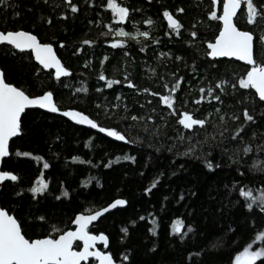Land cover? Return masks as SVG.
I'll return each instance as SVG.
<instances>
[{"label":"trees","instance_id":"1","mask_svg":"<svg viewBox=\"0 0 264 264\" xmlns=\"http://www.w3.org/2000/svg\"><path fill=\"white\" fill-rule=\"evenodd\" d=\"M104 2L106 0H95V3L89 6L86 0H79L81 12L74 20L70 18L63 21L56 18L58 10L55 6L60 3V0H48L47 3L44 0H9L10 7L5 9L0 6V28L24 27L37 32L43 42H53L62 61L72 69V75L63 78V83L57 82L49 77L48 70L36 72V68L40 66L34 58H29L27 55L23 57L8 55L2 49H0V66L6 71L8 82L15 83L31 94H39L41 88L54 87L55 98L61 107H77L105 126L118 127V130L126 132L130 139H137L138 142L126 144L115 141L90 128L75 124L61 115L43 110L41 115L30 112L25 117V131L19 137L12 139L10 144L12 155L3 160L2 168L17 171L23 178L22 186L27 187L39 174L41 165L37 164L33 158L16 156V150L44 155L52 165L49 170H45V178L51 180L50 188L58 195L56 191L59 187L58 180L63 179L65 185L70 186L71 195L68 198L62 197L59 201L49 197L47 201L41 200V204L33 203L31 207L40 209L37 214L48 213L53 217L52 222L61 227L72 226L69 217L73 216L74 210H80L81 206L83 208L102 207L116 198H126L128 204L125 207H118L107 213L92 226L94 231L99 229L109 235V251L115 254L117 260L122 261L120 253L130 250L132 264H230L235 253L242 250L244 246L248 244H252L253 248L264 246V242L255 238L260 231H264V214L259 213L258 209L249 213L247 209L236 204L237 194L225 199L224 185L228 184L230 187L233 179H240L238 174L231 170L235 168V165L229 166L225 157L224 166L212 173L204 168L201 160L177 156L173 166L172 154L167 152V147L172 145L169 137H175L174 130L177 125L174 118L167 115L166 106L158 103L160 98L143 93L138 94L126 83L113 85L109 89L105 87L106 82L99 79L101 71L108 78L117 80H123L124 73L127 72L137 86L151 87L154 91H159L161 86L156 82L157 77L150 69H156L158 75H163L166 80L171 81L170 73L179 66V75H185L194 86L190 89L187 79L184 82L185 90L181 96L189 99V103L183 107L193 111L197 116L212 113L209 117V125L196 138L202 139L205 134L210 136L214 131H222L223 129L216 125L217 114L212 107L216 104L215 101L205 102L199 106L191 104V99L198 94V88L206 81H199L195 73L189 72L183 66V63L191 66L192 60L195 59L197 64L201 65V75H205L213 83L218 78L233 80V74H241L244 70V63L235 59L219 58L217 62L204 55L206 51L204 41L214 38L217 25V22L209 21L206 16L210 0H159V3L156 0L151 2L122 0L126 5L143 9L142 12L133 14L135 20L147 17L154 20L151 28L142 23L134 27L131 21H126L124 25L126 31L132 32L136 28L147 29L151 32L153 39L160 41L157 45L152 43L151 39L138 37L129 39L128 44L122 49L120 46L113 47L105 43L107 40L121 37L111 33L107 36L103 35L108 31L103 25L111 20L110 10L100 6ZM161 5L171 9L178 6L185 8V13L177 14L185 25L182 30L183 38L164 35L167 24L159 15ZM15 11H19L21 15L14 17ZM49 14L53 15V26L44 25L38 18L40 15ZM89 20L93 21L91 25L88 23ZM97 20L101 23H95ZM33 23L36 25L35 28ZM111 23L113 26H120L115 21ZM193 23L196 24L195 30L199 35L195 38L194 45H188L185 41L190 39L189 30ZM238 23L241 27H251L245 24L243 16H240ZM257 35H259L258 30ZM61 39L65 41L64 47H60L58 43ZM84 39H92L96 43L92 46H83L81 52L73 55L75 49L81 47ZM144 45H147V48L141 52L140 48ZM161 51L179 54L184 57V62L159 57ZM125 52L128 53L127 56L124 55ZM104 55H107L109 59L101 66L100 60ZM261 57H264V45H261L257 39L256 58L259 60ZM209 60L212 61L211 64L208 63ZM85 61L88 63L86 64ZM212 65H216L215 69ZM81 87H86L88 91L79 92ZM117 92L122 94L121 103H127L130 106L129 112L125 113L122 109H118L109 118L103 112V108H98L96 105L117 103L114 98ZM244 96H249V90L239 89L238 92L232 93L229 89V94L223 98L224 112H236L239 115L241 107H253L250 99L246 100L244 105L236 103ZM149 100H151L150 104ZM141 104L144 105L143 108ZM180 106L177 104V107ZM152 108H156V113H151ZM132 112L137 115L146 113L166 115L167 126L157 120L155 123L162 125L161 135L152 137V140L158 144L165 145L163 153L155 152V146H148L152 142L149 139L151 128L149 132H145L143 121L123 119ZM255 113L257 116H264V105L255 106ZM225 126L231 130L236 125L229 120ZM253 131L258 135H264V118L258 119L256 124L248 127L243 133L244 141L251 142L254 147V151L244 157L247 162L244 166L246 171L247 166L252 163V157L264 160V155L255 151V145L259 144L260 140L251 137ZM57 136L60 139H56ZM228 136L229 133H225V137ZM89 137L92 139L89 140ZM85 142H88L89 147L84 146ZM187 143L185 141L184 144H178L179 150L183 151ZM217 144L220 146L217 147ZM223 147L231 148L232 145L214 141L211 148L205 145V151H211L212 156L209 158L219 162V153ZM123 154L135 155L137 162L123 160L117 162L115 156ZM71 155H80L85 160L91 159L96 166L74 163L71 160H67L66 165L65 159ZM149 156H152L153 160L145 167L144 162ZM109 159L112 160V164L105 168L103 165L108 163ZM180 164L185 165L186 171H176ZM161 170L165 171V176L161 177L151 196L144 194L143 188L148 186ZM172 171H176V175H171ZM89 175L95 176L100 183L96 184L93 181L86 188L79 185V180ZM243 183L259 187L264 184V173L248 172ZM181 191L186 193V198L182 201L179 200ZM193 191L197 193L194 197L190 196ZM164 196H168L169 199L163 201ZM228 200L233 201V206L228 205ZM162 202L165 204L164 209L160 207ZM0 203L11 209L19 207L17 198L10 194V189L6 185L0 187ZM24 206L26 210L29 207L27 198ZM189 209L192 210L191 213ZM149 213L156 217L159 225L156 236L148 232V228L153 226L151 219L148 218ZM141 215H145L146 219L139 220ZM177 216L185 221L183 231H187L188 223H193L195 226L194 233L186 235L184 241H181L178 235L173 238L171 234V222ZM133 219L137 220L136 225L129 223ZM229 225L234 227V232L226 230ZM123 227L129 228V234L121 241L120 237L123 233L120 229ZM24 231L34 238L41 232V228L29 222L25 225ZM153 242L156 244L155 249H153ZM257 264H261V261L258 260Z\"/></svg>","mask_w":264,"mask_h":264},{"label":"snow or ice","instance_id":"2","mask_svg":"<svg viewBox=\"0 0 264 264\" xmlns=\"http://www.w3.org/2000/svg\"><path fill=\"white\" fill-rule=\"evenodd\" d=\"M45 3L48 0H44ZM151 2V0H149ZM159 3V0H156ZM95 3V0H86V4L91 6ZM0 6L7 9L10 7L9 0H0ZM102 8L110 10L111 20L109 23H105L103 26L108 31L103 35L107 36L111 33L114 36L121 38L107 40L105 43L112 45L113 47L127 45L129 39H136L142 37L145 39H151L152 43L159 45L158 39H153L149 30H140L136 28L135 31H126L125 22L131 21L135 27L137 24H143L153 26L154 20L151 17L144 18L142 20H135L133 18L134 13L142 12L140 7H134L126 5L122 0H106L101 3ZM56 18L63 21H67L70 18L75 19L81 12V4L79 0H60V3L55 6ZM183 6L170 7L161 5L159 15L167 24V30L164 33L165 36L176 37L182 36V30L185 25L177 14L185 13ZM21 13L15 11L14 17H19ZM206 16L209 21L217 22L216 34L213 39L204 41L206 44V51L204 55L213 60L219 62V58H235V60L244 62V70L241 74H233V80L218 78L209 80L205 75H201V65L197 64L195 59L192 60L191 66L184 62V57L179 54H173L171 51L159 52V57L166 59L171 58L174 61L182 62L183 66L188 69L189 72L195 73L199 77V81H206L203 86L198 88V94L191 99V104L199 106L205 102L211 103L215 101L216 104L212 105L213 110L216 112V125L222 128V131H214L211 135L205 134L202 139L196 137L199 133L207 128L209 125V117L211 112L206 115L197 116L193 111L185 109L183 106L189 103V99L183 98L181 93L185 90L183 87L186 81L185 75H179L180 67L177 66L174 72L170 73L171 81L166 80L163 75H158L156 69L152 68L150 71L157 77L156 82L160 84L161 90L154 91L151 87H139L129 77L127 72L124 73L123 80H117L108 78L103 71L99 74V79L105 81V87L111 89L113 85L126 83L130 88L134 89L138 94L143 93L152 97H159L158 103L166 106L168 112L167 115L174 118V122L177 125L175 131V137H169L172 140V145L167 147V152L172 154L171 164L175 165V158L177 156L186 157L192 160H201L205 169L214 173L216 170L224 166L225 157L229 166L235 165V168L231 169L236 172L240 179H233L231 186L224 185L225 199L228 196L237 194L238 199L236 204H239L242 208L247 209L249 213L259 210V213L264 214V184L259 187H253L243 183V179L247 176L248 172L259 171L264 173V160L256 157H252L251 165L247 166L245 170L246 161L245 156L254 151L253 144L251 142H245L243 133L251 125L256 124L258 119L264 118V116H257L255 113V106L264 105V57L259 60L256 58V41H260L261 45H264V0H210V5L207 8ZM240 16L244 17L245 24L251 27H241L238 23ZM39 20L44 25L53 26V15L47 16L40 15ZM111 21H115L117 25L113 26ZM88 23L91 25L92 20ZM95 23H101L100 20ZM36 25L33 23V28ZM196 24L193 23L192 28L189 30L190 39L185 41L188 45L195 44V38L199 33L195 30ZM257 30L259 35H257ZM67 31V28H65ZM60 47L65 46L63 39L58 41ZM96 41L92 39H84L81 42V47L75 49L76 53L83 50V46H92ZM147 45L140 48L141 52H144ZM0 49H2L8 55H19L23 57L27 55L29 58H34L40 67L36 68V72L39 73L42 70L49 71V77L54 78L55 81L63 83V78L70 77L72 75V69L67 66L62 58L58 55L53 42H43L39 34L33 30L25 29L24 27L18 28H0ZM128 55L127 52L124 53ZM109 57L104 55L100 60L101 66L107 61ZM87 64L88 61H85ZM212 63L211 60L208 61ZM215 69L216 65H212ZM198 81V83H199ZM187 83L190 89L194 86L190 79H187ZM229 89L232 93L238 92L239 89L249 90V96H244L243 99L238 100L236 103L244 105L246 100H251L253 107L243 106L239 109V115L236 112H224L222 107L223 98L229 94ZM254 90V91H253ZM79 92H87L86 87H81ZM56 89L54 87L41 88L39 94H31L26 89L16 85L13 82H8L6 71L0 68V158H8L12 155L10 152V140L12 138L19 137L25 131V117L28 114L35 113L41 115V110L50 113H59L63 117L69 118L72 122L78 125L89 126L91 129L98 130L99 133L106 134L107 137L113 138L115 141H122L128 144H136L137 139H130L129 135L118 127L105 126L101 124L98 119L93 118L92 115L86 113L77 107H61L55 98ZM243 96V94H241ZM115 100L117 103L111 104H97L98 108H103V112L109 118L114 114L115 110L122 109L123 112H129V105L127 103H121L122 94L115 93ZM258 98V99H257ZM151 103V100L148 101ZM180 104V107H177ZM144 105L141 104V108ZM151 113H156V108H152ZM99 115V114H98ZM125 120L143 121L144 131L151 133L149 139L152 137H158L161 135V124L155 123L157 120L162 122L164 126H167L168 120L166 115H153L144 114L137 115L132 112L123 117ZM229 120L235 123V127L231 130L225 126ZM152 122V124H150ZM131 127V125H129ZM215 127V125L213 126ZM225 133H229L228 137H225ZM251 137L259 139L260 143L255 145V151L264 155V135H258L257 132H251ZM56 139H60L59 136ZM92 138L89 137V140ZM187 141L183 151H180L178 144H184ZM219 141L220 143L231 144L232 147H223L219 153V162H214L211 151H205V145L209 148L212 147V142ZM85 147H89L88 142H85ZM149 147L155 146V152L163 153L165 145L158 144L155 140H152L148 145ZM220 145L217 144V147ZM15 155L18 157L33 158L37 164H40L39 174L35 176L34 181L29 186H22V176L15 170H5L0 167V185H6L10 189V194L17 198L19 207L11 209L6 206H0V264H132L130 250L120 253L122 261L115 258V254L109 251L110 238L105 231L99 229L93 230L92 226L98 223L103 214L108 213L109 210L118 209L128 204L126 198H116L106 206L96 207L91 206L80 210H74L72 217H69L71 227L69 226H57L53 223V217L48 213H41L39 208L33 209L31 205L41 204V200L47 201L49 197L54 200H61V198L70 197V186L65 185V180H58V195L55 194L52 188H50L51 180L46 177V171L49 170L52 165L44 155L34 154L32 151H20L16 150ZM58 155V154H57ZM72 162H80L86 165H92L93 160L83 159L80 155H71L65 159ZM115 160L117 162L131 161L137 162L135 155L123 154L116 155ZM153 160L152 156H149L144 166L147 167ZM3 160L0 159V164ZM112 160L109 159L108 163L104 164L105 168L110 167ZM176 171H186L185 165L180 164ZM176 171H172L171 175H176ZM143 174V173H141ZM165 176V171L161 170L151 180L150 184L143 188V193L151 196L153 189L160 182L161 177ZM93 181L99 184L100 181L95 176H85L79 180V185L86 188L92 184ZM196 192H191L190 196H196ZM27 198L28 209H25L24 202ZM175 199V197H173ZM186 198V193L181 191L179 193V200L182 201ZM168 196L162 198L163 201H167ZM179 202V201H177ZM228 205L233 206V201L228 200ZM160 207L165 208V204L162 202ZM191 209L189 212L191 213ZM148 218L151 219L152 227L148 228L153 236L157 235L158 222L156 217L152 214H148ZM146 219L145 215L139 216V220ZM36 225L41 228V232L37 233L35 237H31L24 231L25 225L28 223ZM131 225H136L137 220H130ZM185 227V221L181 217H175L171 222V234L173 238L177 235L181 241L185 240V236L194 233L195 226L193 223L186 225L187 231L182 229ZM228 232H234V227L229 225L226 229ZM123 235L120 240L123 241L129 234V228L123 227L120 229ZM256 240L264 242V231H260L256 235ZM98 244H102L98 247ZM156 248L155 242H153V249ZM191 255V254H190ZM198 255V254H197ZM264 246L253 248L252 244L244 246L242 250L235 253L234 258L231 259L230 264H257V261H261L264 264Z\"/></svg>","mask_w":264,"mask_h":264},{"label":"water","instance_id":"3","mask_svg":"<svg viewBox=\"0 0 264 264\" xmlns=\"http://www.w3.org/2000/svg\"><path fill=\"white\" fill-rule=\"evenodd\" d=\"M55 47V46H54ZM227 59H235V58H227ZM38 63V62H37ZM242 63H244V62H242ZM0 68H1V66H0ZM48 71H50V70H48ZM43 111H45V110H43ZM53 114H57V115H61L62 116V114H59V113H53ZM66 118V117H65ZM68 120H70L69 118H67ZM71 121V120H70ZM81 126H84V125H81ZM84 127H87V128H90L89 126H84ZM91 129V128H90ZM92 130H94V131H97L98 132V130H96V129H92ZM101 134H103V133H101ZM103 135H105L106 136V134H103ZM110 138V137H109ZM12 139H14V138H12ZM12 139L10 140V144H11V141H12ZM111 139H113V138H111ZM114 140V139H113ZM118 142H122V141H118ZM122 143H126V142H122ZM127 144V143H126ZM11 152V151H10ZM0 159H2V160H4L5 158H0ZM3 164V163H2ZM2 164H0V167H2ZM0 187H1V185H0ZM0 206H2L1 205V203H0ZM126 206V205H125ZM125 206H122V207H125ZM113 210H115V209H113ZM113 210H109V212H111V211H113ZM108 212V213H109ZM107 213H105V214H103V216L104 215H106ZM94 224H95V222H94ZM93 224V225H94ZM98 247H101V249L103 250V245L102 244H98ZM109 250V249H108ZM84 262H82V264H83Z\"/></svg>","mask_w":264,"mask_h":264}]
</instances>
